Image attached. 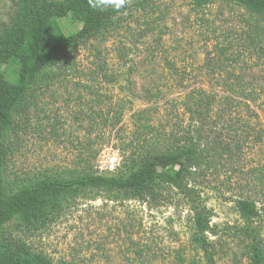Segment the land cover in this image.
I'll return each mask as SVG.
<instances>
[{
    "label": "rangeland",
    "instance_id": "rangeland-1",
    "mask_svg": "<svg viewBox=\"0 0 264 264\" xmlns=\"http://www.w3.org/2000/svg\"><path fill=\"white\" fill-rule=\"evenodd\" d=\"M25 6L26 0H0V39L25 21ZM115 20L105 35L47 70L17 106L5 135L7 192L47 176L125 175L131 169L125 152L135 146L143 118L166 129L186 121L179 81L217 86L231 74L264 76V62L246 44L258 25L264 45V18L231 0L205 6L195 0H128ZM60 21L66 34L81 26ZM166 60L176 64V78ZM208 127L233 144L239 140L241 148L210 156L190 185L211 209L208 236L216 264H251L248 224L237 200L255 201L259 215L251 225L264 246V114H215ZM191 218L187 200L175 189L157 200L87 189L44 225L18 218L6 226L4 238L24 242L57 264H207L190 242Z\"/></svg>",
    "mask_w": 264,
    "mask_h": 264
},
{
    "label": "trees",
    "instance_id": "trees-1",
    "mask_svg": "<svg viewBox=\"0 0 264 264\" xmlns=\"http://www.w3.org/2000/svg\"><path fill=\"white\" fill-rule=\"evenodd\" d=\"M205 6L214 0H195ZM252 15L264 18V0H231ZM121 8L119 11L123 10ZM119 11L112 8L94 10L90 0H26V19L0 39V264H57L46 256L33 252L18 240H6V226L18 218L27 224L44 225L54 213L87 189L122 192L132 199H159L167 188L177 190L187 200L192 212L191 244L203 252L207 264H216L208 236L211 232V209L200 200L196 188L190 185L194 171L207 163L214 154L232 155L234 144L209 132L213 116H253L264 114V76L261 74H231L233 79L212 86H189L179 81L183 92L180 102L187 115L171 128L153 125L150 118L136 133V143L124 156L130 171L121 176L94 172L74 176H47L25 184L15 191L5 188V135L13 123L14 112L33 86L47 75V70L64 62L66 55L93 38L109 32L117 22ZM61 18L77 21L81 26L65 33ZM257 27V28H256ZM246 41L257 60L264 62L261 30ZM261 62L260 64H262ZM174 77L179 70L166 60ZM144 117L139 115V119ZM263 127V126H261ZM237 209L247 222L245 236L249 239L251 264H264V246L252 221L259 215L255 201L238 199Z\"/></svg>",
    "mask_w": 264,
    "mask_h": 264
},
{
    "label": "clouds",
    "instance_id": "clouds-1",
    "mask_svg": "<svg viewBox=\"0 0 264 264\" xmlns=\"http://www.w3.org/2000/svg\"><path fill=\"white\" fill-rule=\"evenodd\" d=\"M128 0H90L91 7L96 10H106L112 8L115 11H119L125 7Z\"/></svg>",
    "mask_w": 264,
    "mask_h": 264
}]
</instances>
